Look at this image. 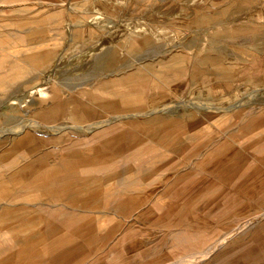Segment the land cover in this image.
Listing matches in <instances>:
<instances>
[{"label":"crops","instance_id":"crops-1","mask_svg":"<svg viewBox=\"0 0 264 264\" xmlns=\"http://www.w3.org/2000/svg\"><path fill=\"white\" fill-rule=\"evenodd\" d=\"M6 1L5 8L14 6V0ZM84 2L123 35L117 45L127 56L102 59L96 66L102 73L106 69L115 73L110 82L100 80L86 87L83 81L77 90L85 101L115 92L112 100L121 109L113 112L106 102L97 116L163 113L151 107L166 101V87L183 96L187 89L184 83L179 85L183 79L195 92L206 94L210 103L205 108L211 105L210 109L214 102L225 107L230 87L264 84V0H76L75 4ZM46 18L42 25H47ZM23 21L32 24L30 16ZM0 22L8 26L1 34L17 42L16 16L0 17ZM166 32L183 37L174 52L164 56L159 38ZM121 66L126 71L118 70ZM124 81L127 87L119 84ZM125 87L132 96L121 94ZM142 88L146 91L138 95L135 91ZM225 114L194 113L190 120H178L176 158L185 170L181 174L196 176L195 197H187L189 191L183 198L186 256L208 254L199 264H264V113L248 116L239 108L238 115ZM166 124L159 121L154 136L152 131L136 134L130 124L123 125L96 146L75 151L66 142L42 144L32 130L1 140L0 264H110L126 259V251L107 252L105 245L118 241L125 247V233L115 234L110 242L106 229L139 227L145 203L154 205L152 179L170 173ZM184 124L194 128L192 133L183 134ZM188 158L193 160L191 169L184 165ZM125 178L135 188L144 187L132 200L130 217L118 214L119 207L104 204L113 193L108 191L120 187ZM97 181L100 186L94 188L93 198L91 185ZM138 233L131 257L135 264H144ZM155 256H150L152 263Z\"/></svg>","mask_w":264,"mask_h":264},{"label":"rangeland","instance_id":"rangeland-1","mask_svg":"<svg viewBox=\"0 0 264 264\" xmlns=\"http://www.w3.org/2000/svg\"><path fill=\"white\" fill-rule=\"evenodd\" d=\"M75 1L42 0L43 4L47 5H40L39 0H14V6L8 9L5 8L8 6V2L0 0V17L8 18L15 15L17 18L16 34H18L17 42H10L7 33L1 34L2 27L8 28L7 23L0 24V141L4 140L7 136L15 138V135H10L7 131H10L16 125L14 123L15 120L20 122V118L26 121L27 119H37L52 128L59 127V125L60 127H68L64 129L66 133L64 131L55 133L43 132V130L37 128L35 131L33 129V132H39V140L42 144H53L55 142L57 145H62L66 142L72 145L74 151L80 148L96 146L97 142L102 141L106 136L112 135V132L117 131L118 127L123 125L128 126L127 124L131 125L136 134L143 136L152 131L154 136L155 132L158 131V128L155 127H158L159 121H166L167 133H169V141L167 140L168 145H166V147H169L167 162L170 163V173L164 178L155 177L152 179L156 187V198L154 205L151 203L147 206V203L143 201L146 205L141 211V225L139 227L125 226L123 228L121 226L118 228V226H110L109 229H106L109 233L107 241L109 240L110 242L115 234L121 235L124 232L125 236L122 237L127 238L126 246L118 244V241L115 244L109 243L110 245H105L107 252L126 251V255L128 256L126 259L112 260L110 264H135L134 258L131 257L136 251L133 240L139 235L138 232L140 230L143 239L144 264H199L208 254H188L186 256L185 227L188 224L184 225L183 198H186L184 196L189 191L191 192H189L190 195L187 197H195L192 190L194 189V179L196 176L181 174V171L185 170L181 169V160L176 158L180 156L178 120H190L194 113L205 117L224 116L223 114L226 113L225 117H233L239 114V108L246 111L248 116L260 111L264 113V84L230 87L228 95L224 98L226 108L222 107V103L214 102L213 109H210L211 105L205 108L206 102L210 103V99L206 97V94L200 91L195 92L190 88L188 79H183L179 83V85H183L182 83H184L187 88L183 96L180 97L177 95V92L170 91L166 87L164 89L166 101L160 103V106L151 107L165 110L163 113L151 112L97 116L95 112L101 107L114 108L111 110L113 112L121 109H116L118 106L115 100H112L115 99V92L108 94V96L106 94L104 96L97 94L94 100L91 98L90 101L93 106H90L87 105V100L77 98V94L79 93L77 90L84 85L86 87H93L100 80L110 82L115 73H111L108 69H106L105 73H102L101 69L96 68V66L100 65L99 63L102 59L112 60L114 58L124 59L127 57L121 47L117 45L121 38H123V35L116 33L119 32L118 29L112 30L110 23L94 15L93 6H90L87 2L77 5ZM25 16H30L32 24L23 21ZM44 18L47 19V27L45 24H41ZM42 27L43 31L41 30ZM88 28L90 31H88ZM182 37V35L174 32L163 34L159 38L163 55L165 56L174 52L177 47L176 45H180L179 41ZM122 69L124 70L125 68H118V70ZM40 71H45V75H51V73L55 75L57 83H62L67 88L72 87L73 94L68 96L66 92H60L59 87L54 86L52 100L50 96L47 98L48 100L41 103L39 101L41 98L36 99L31 96L29 98L31 106H28L25 110L18 111L16 109L13 113L5 111L4 108L7 107L5 103H17L16 97L24 93L28 86L34 87L35 85L44 84L43 77H38ZM119 84L127 87L128 83L124 81ZM126 87L122 90L121 94L132 96L131 90L126 89ZM145 91V88H142L135 92H138V95H143ZM81 93L83 92L81 91ZM62 97L67 99L70 97L73 99V102L68 105L66 110L59 111L54 108L50 112L49 108L51 104L60 101ZM111 100L114 104L111 103ZM106 102L108 104L104 106L103 104ZM138 104H141L139 109H142V102H138ZM85 105L86 107L90 106V109H86L85 111ZM196 105H199L198 110L195 109ZM124 106L129 107L131 104H124ZM77 107L79 110H76ZM76 113L78 115L85 113L82 122L78 121L77 117L75 118V116H78ZM102 120H111V122L86 134L72 127L76 123L79 126H85V124ZM30 129L32 130V128ZM30 129L25 128L26 131ZM192 129L194 130L190 125L184 124L183 134L192 133ZM184 165L187 167L191 166L189 168L191 169L193 167V160L191 158L186 159ZM159 166L161 164L157 165V167ZM219 175L222 177L226 176L228 179L231 177V174L228 173H220ZM131 184L132 180L125 178L120 187L108 191V193H113L104 199L105 206L113 204V207H119L118 214L130 217L133 213L132 200L144 188L139 186L135 188ZM91 186L92 196L95 198L94 194L96 193L94 192V188H99L100 182H92ZM97 191L99 193V189ZM76 192L78 191L76 190ZM167 196H170V200L167 199ZM153 217L156 218L154 226L150 225ZM166 219L168 220L165 223ZM154 234L156 236L155 240L150 242L149 239ZM152 245L153 249H151ZM151 254L156 255L155 263H152Z\"/></svg>","mask_w":264,"mask_h":264},{"label":"bare ground","instance_id":"bare-ground-1","mask_svg":"<svg viewBox=\"0 0 264 264\" xmlns=\"http://www.w3.org/2000/svg\"><path fill=\"white\" fill-rule=\"evenodd\" d=\"M261 40V39H260ZM44 59V58H43ZM45 61V60H44ZM1 63V62H0ZM30 64V63H29ZM28 65V64H27ZM122 67V66H121ZM16 69V68H15ZM9 70V69H8ZM31 70V69H30ZM45 71H40L38 73V77H43L42 80H44V84H41V85H35L34 87H30L28 86L27 87V90H25L24 93H22L21 95H17L18 97H16V100H17V103H5L7 107L4 108L5 111L9 112V113H13L16 111V109L19 110H25L28 106H31L30 104V100L29 98L31 96H33V98H36V99H40L39 101L42 102H45L46 100H48L47 98L51 96V100L53 99V96L54 95V89L53 87L54 86H57L59 87V90L60 92H66L67 95H72V90L71 88H67L66 86H64L62 83H57L56 82V76L53 75L51 73L48 74V75H45L44 74ZM117 75V74H116ZM111 76V75H110ZM30 84V82H29ZM109 84V83H108ZM98 85V84H97ZM94 87V86H93ZM18 91V90H17ZM92 92V91H91ZM56 93V92H55ZM61 94V93H60ZM12 95V94H11ZM79 93L77 94V98L78 99H82V100H85L83 97H79L78 96ZM89 98L91 97V94H88L87 95ZM33 100V99H32ZM91 98L89 99L88 101V104L87 105H90V106H93L92 102L90 101ZM73 102V99L68 97L65 98V97H62L60 99V101H57L55 103H52L50 108H49V111L51 112V110L54 108L59 110V111H62V110H66L68 108V105ZM32 103V102H31ZM98 103V102H97ZM80 104V103H79ZM90 106H87L85 105V111L86 109H90ZM38 107V106H37ZM89 107V108H88ZM30 108V107H29ZM43 109V108H42ZM1 110V108H0ZM41 110V109H40ZM76 110H79L78 107ZM49 112V113H50ZM76 115H78L76 113ZM51 116V115H50ZM72 116V115H71ZM85 116V113L83 114H79L78 116H75V118L77 117L78 121L80 120V122H82L83 120V117ZM148 116V115H147ZM139 117V116H138ZM113 119V118H112ZM120 119V118H119ZM21 120V121H20ZM20 122H18V120H15L14 123H16L15 126H13L12 129H10V131H7V133H9L10 135H15V136H19L24 130L25 128H32V132H33V129L35 131V129H40V130H43L44 131H48L50 133H55V132H63L64 129L68 128V127H63L59 125V127H49V126H46L45 124H43L42 122H40V120H34V119H27L24 120L23 118L19 119ZM75 121V120H74ZM85 121V120H84ZM114 121V120H113ZM109 122H111V120H102V121H98V122H95V123H91V124H85V126H79V124L77 125V123L75 125H72L73 128L77 129L78 131H81V132H84L85 134L88 133V132H91L97 128H100L106 124H108ZM73 123V122H72ZM74 124V123H73ZM82 124V123H81ZM30 126V127H28ZM55 126V125H54ZM31 130V129H30ZM67 131V130H66ZM27 132V131H26ZM34 133V132H33ZM39 133V132H38ZM41 133V132H40ZM54 135V134H53Z\"/></svg>","mask_w":264,"mask_h":264}]
</instances>
